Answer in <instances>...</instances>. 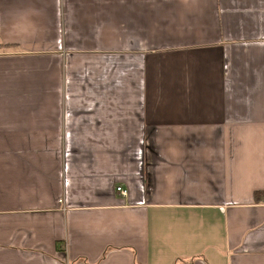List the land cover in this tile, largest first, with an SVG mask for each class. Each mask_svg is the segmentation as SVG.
<instances>
[{
  "label": "crops",
  "instance_id": "crops-1",
  "mask_svg": "<svg viewBox=\"0 0 264 264\" xmlns=\"http://www.w3.org/2000/svg\"><path fill=\"white\" fill-rule=\"evenodd\" d=\"M0 264H264V0H0Z\"/></svg>",
  "mask_w": 264,
  "mask_h": 264
},
{
  "label": "built area",
  "instance_id": "built-area-1",
  "mask_svg": "<svg viewBox=\"0 0 264 264\" xmlns=\"http://www.w3.org/2000/svg\"><path fill=\"white\" fill-rule=\"evenodd\" d=\"M117 191L119 193H121L123 196H127L128 195V192L126 190H124L123 188H121V187L117 188Z\"/></svg>",
  "mask_w": 264,
  "mask_h": 264
}]
</instances>
